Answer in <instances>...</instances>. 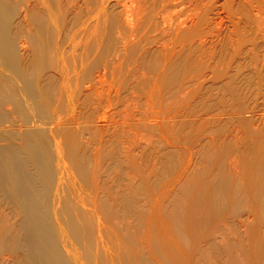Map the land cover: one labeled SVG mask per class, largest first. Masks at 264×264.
Here are the masks:
<instances>
[{"label":"rangeland","instance_id":"374dc122","mask_svg":"<svg viewBox=\"0 0 264 264\" xmlns=\"http://www.w3.org/2000/svg\"><path fill=\"white\" fill-rule=\"evenodd\" d=\"M10 6L30 76L52 10L45 42L64 55L40 74L116 264H264V0Z\"/></svg>","mask_w":264,"mask_h":264},{"label":"bare ground","instance_id":"6f19581e","mask_svg":"<svg viewBox=\"0 0 264 264\" xmlns=\"http://www.w3.org/2000/svg\"><path fill=\"white\" fill-rule=\"evenodd\" d=\"M11 1L0 0V65L11 72L10 78L0 77V264H116L96 212L83 205L77 181L82 168L60 145L61 125L53 121L49 83L40 74L53 63L52 55H64L57 40L50 50L45 42L52 10L43 11L45 20H35L30 76L11 31ZM59 63L68 93L64 60Z\"/></svg>","mask_w":264,"mask_h":264}]
</instances>
